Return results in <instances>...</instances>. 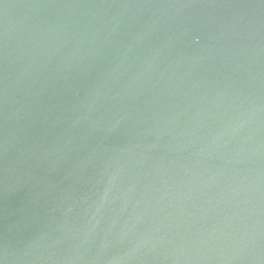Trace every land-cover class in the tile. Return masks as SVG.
<instances>
[{
	"label": "water",
	"instance_id": "95a60500",
	"mask_svg": "<svg viewBox=\"0 0 264 264\" xmlns=\"http://www.w3.org/2000/svg\"><path fill=\"white\" fill-rule=\"evenodd\" d=\"M0 264H264V0H0Z\"/></svg>",
	"mask_w": 264,
	"mask_h": 264
}]
</instances>
